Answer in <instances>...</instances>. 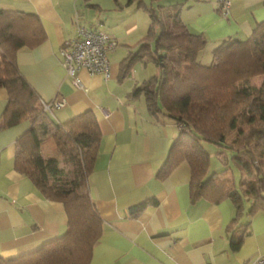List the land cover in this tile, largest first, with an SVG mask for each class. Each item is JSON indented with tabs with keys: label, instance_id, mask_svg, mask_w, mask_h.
I'll return each mask as SVG.
<instances>
[{
	"label": "crops",
	"instance_id": "1",
	"mask_svg": "<svg viewBox=\"0 0 264 264\" xmlns=\"http://www.w3.org/2000/svg\"><path fill=\"white\" fill-rule=\"evenodd\" d=\"M137 2L0 0V10L37 19V43L27 46L14 36L7 43L16 49V65L41 110V101L63 98L62 107L42 110L54 123L67 122L84 111H90L97 122L100 139L86 183L102 231L89 264H249L264 257V212L248 214V199L240 192L235 199L218 201L195 196L185 161L159 175L181 130L166 113H151L150 89L133 93L159 73L153 60L137 56L150 23ZM229 2L227 15L217 8L216 0H185L180 7L182 22L205 37L203 56L224 40L247 38L255 24L264 21V0ZM77 24L106 32L116 41L106 54L109 76L80 69V88L72 84L59 51L75 36ZM6 104L7 91L0 86V256L9 258L65 233L68 217L62 203L46 198L16 168L19 139L31 120L3 125ZM40 152L43 157L56 155L51 136L43 139ZM61 161L59 157L60 167ZM232 235L240 240L237 248L231 246Z\"/></svg>",
	"mask_w": 264,
	"mask_h": 264
},
{
	"label": "trees",
	"instance_id": "2",
	"mask_svg": "<svg viewBox=\"0 0 264 264\" xmlns=\"http://www.w3.org/2000/svg\"><path fill=\"white\" fill-rule=\"evenodd\" d=\"M184 1L150 0L149 5L142 0L137 2L138 7L147 11L150 23L136 55L153 60L159 73L133 93L150 89L151 113H166L182 126L159 175H167L185 161L190 167L195 196L218 201L225 197L235 199L240 192L248 199V214L264 212V83L258 87L250 83L252 77L264 74V21L257 22L245 39L224 40L212 51L214 62L206 65L198 59L205 47V37L190 31L180 19ZM33 18L23 12L0 10L3 58L0 86L7 91L2 124L10 126L24 119L31 120L30 127L19 139L15 166L46 198L62 203L68 228L29 253L9 258L0 256V264H89L102 231V220L86 183L96 158L100 132L90 111L57 124L38 109L37 95L16 65V49L7 43L11 36L27 46L37 43L40 36L36 30L37 19ZM127 66L126 63L123 70ZM214 73L219 79L212 84L210 77ZM238 116L250 126L260 122L261 126L250 128L246 134V141L248 137L254 141L253 149L246 150L248 146L242 147V151L230 149L225 142V134L238 128ZM46 136L53 138L55 156L43 157L40 152ZM204 141L229 149L242 175L253 174L254 178L247 180L242 176L237 189L230 176L224 177L226 170L207 174L210 158ZM243 152H247L248 158L241 156ZM59 157L73 167L72 171L65 172L60 167ZM254 159L261 166H256ZM134 209L132 213L136 212ZM239 243L232 235L231 246L237 248Z\"/></svg>",
	"mask_w": 264,
	"mask_h": 264
},
{
	"label": "built area",
	"instance_id": "3",
	"mask_svg": "<svg viewBox=\"0 0 264 264\" xmlns=\"http://www.w3.org/2000/svg\"><path fill=\"white\" fill-rule=\"evenodd\" d=\"M217 8L222 14L227 15L229 0H216ZM116 46V41L108 33L77 24L76 34L73 38L64 42L60 48L62 64L72 84L76 88L82 87L77 78L80 69L89 74H102L105 78L109 76V62L107 52ZM42 110L51 112L53 108L58 109L65 104L63 98H55L49 102H40ZM249 264H264V257L258 256Z\"/></svg>",
	"mask_w": 264,
	"mask_h": 264
},
{
	"label": "rangeland",
	"instance_id": "4",
	"mask_svg": "<svg viewBox=\"0 0 264 264\" xmlns=\"http://www.w3.org/2000/svg\"><path fill=\"white\" fill-rule=\"evenodd\" d=\"M212 53L210 52V55L206 54L203 56V52L202 53H199V57L198 59L201 60V62L203 64H206V65H209L211 64V60H212ZM220 78H225L227 79L228 77L227 76H223ZM210 79L212 80L211 83L213 84V82L215 81V79H219V77L214 73V75L212 77H210ZM250 83L251 85L253 86H261L262 83H264V74H257L256 76L252 77L250 79ZM242 105L243 103H241L239 109H238V114L241 113V110H242ZM38 106H39V103H38ZM38 109L41 111V108L40 106L38 107ZM31 115V114H30ZM31 117V116H30ZM237 126L238 128H235L233 130H229L226 134H225V142L228 144V146L230 147V149H234L236 148L237 150H244V146H248V149L246 150H249L250 149H253L254 146H253V140H249V137L247 139V141L245 140L246 139V134H248L250 128H255V127H258V126H261L260 125V122H256L255 124H253L252 126L248 125V124H245L243 123L244 121H241V120H244V118L239 117L237 118ZM179 127H180V130L182 128L181 126V123L179 124ZM240 128L242 129V131H239ZM247 142V143H246ZM203 146L205 148V150L207 152H209V167H208V172L209 173H213L215 171H217L218 173H222L224 172L225 170L227 171V175H224V177H228L230 176L234 183L236 185L239 184V181L241 179L242 176H244V179H253L254 178V175L253 174H245V175H242L241 171L237 168V166L233 163V156L232 154L230 153V150L229 149H226V148H216L215 145L213 143H210V142H207V141H204L203 142ZM221 154H226V156L223 158V157H220L219 156ZM241 156L243 158H248L246 156L247 155V152H243L241 153ZM254 164L257 166H261L260 165V161H258L257 159H254ZM61 166L62 168H64V171L65 172H70L72 171L73 167L66 163L63 158H62V161H61ZM230 186V184H228Z\"/></svg>",
	"mask_w": 264,
	"mask_h": 264
}]
</instances>
